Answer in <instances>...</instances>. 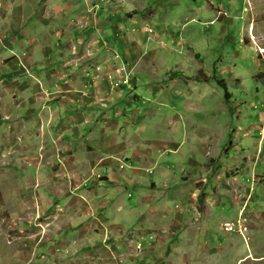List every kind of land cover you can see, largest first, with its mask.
<instances>
[{"label":"rangeland","instance_id":"obj_1","mask_svg":"<svg viewBox=\"0 0 264 264\" xmlns=\"http://www.w3.org/2000/svg\"><path fill=\"white\" fill-rule=\"evenodd\" d=\"M80 1L78 8L85 11L88 24L79 29L83 25L80 19L71 22V37L74 41L80 40V46L93 45L92 33L99 36L102 26L94 25L99 23L98 12H108L115 16L117 23H124L109 30L107 42L109 47L115 46L112 52L114 65L125 67L122 76L123 82L128 83L126 89L120 83L118 71L105 68L104 73L107 89L113 97L119 98L124 105L123 111H129L131 104L141 111L129 118L122 112L121 116H113L111 120H117L127 133L140 129L147 139H152V142L142 143L139 152L135 150L138 155L132 149L125 155L128 145L115 150L121 167L129 163L140 164L143 170L137 168L136 174L142 172V178H145L133 183L121 180L118 186L109 184L110 194L123 195L117 198L115 205H99L104 196L94 199V207L89 202L73 198L58 216L55 212L49 215L40 212L38 216L42 220L38 221L35 214L12 215L10 209H0V219L11 220V223L0 226V264H72L51 262L49 257L62 256L65 261L75 252L77 264H117L119 253L114 251L118 248L113 243L121 245V234L125 232L131 243L130 236L134 234L130 229L134 226H110L113 231L103 226H87L88 238L100 230L107 240L102 243L105 250L99 245L91 246V263L84 259V249L71 246L80 247L78 240L66 247L64 242L67 240L59 242L62 244L58 248L60 254L56 253L55 257L49 256L45 248L34 247V241L30 240L37 239L42 243L50 235L48 226H58L59 221L75 226L96 223L100 219L129 224L133 212L139 210L142 211L138 217L147 225V232L143 231L139 239L141 242L147 239L149 243L145 251L139 253L143 255L141 258L125 256L127 264H264V88L253 81V76L264 72V53L261 54L264 50V0ZM5 5L8 14L11 4ZM92 5L94 12L91 11ZM35 9L39 14L44 8ZM25 11L19 6L13 13L22 15ZM12 23L4 25L7 29L21 25ZM249 28H253L252 33ZM28 39L20 32L10 36L0 30V50L4 52L11 40L24 46ZM2 57L0 115L7 113L1 77L5 65ZM13 57L17 58L15 54ZM127 64L129 67L125 66ZM22 69L23 73L17 79L26 83L32 79L31 74L20 61L18 71ZM133 74L138 81L131 83ZM219 82L225 84L232 96L231 111L225 105ZM115 84L119 87H114ZM43 95L50 99L49 93ZM118 129L115 132L120 137L122 131ZM121 167L119 170L122 171ZM145 169L152 170L153 174L146 176ZM0 178V204L10 203L15 211L22 202L19 198L22 192L17 195L16 190L7 191L12 187L8 173ZM229 187V193L218 194L219 189ZM228 194L240 207L235 215L226 214L227 211L217 213L228 222L236 220V215L240 214L250 219L241 235L225 233L220 226L221 219L215 220L213 216V226H202L211 217L205 206L212 208L214 202L215 206L232 203L225 197ZM207 196L213 199H207ZM98 205L114 209L115 213L101 216L96 209ZM73 206L80 207V213L77 208L72 210ZM33 207L31 204L30 209ZM89 207L93 213L87 214ZM124 209L131 214L125 217ZM151 209L157 212L155 226H150L152 217L149 212L154 211ZM31 220L34 221L32 224L25 222ZM20 223L23 225L19 226ZM38 225L46 230L42 232ZM149 227L154 231H149ZM162 228H166V235L163 230L160 235L155 232ZM187 229L188 235H184ZM93 230L95 233H91ZM171 233L172 241L166 246L163 237ZM181 234L183 236L179 238Z\"/></svg>","mask_w":264,"mask_h":264},{"label":"crops","instance_id":"obj_2","mask_svg":"<svg viewBox=\"0 0 264 264\" xmlns=\"http://www.w3.org/2000/svg\"><path fill=\"white\" fill-rule=\"evenodd\" d=\"M80 2V0L0 1V30L10 36H16L20 32L29 38L28 44L24 46L11 40L12 43L8 42L4 52L0 50V57L4 56L2 59L5 61L1 77L4 84L3 91L6 95L5 109L7 110V113L0 115V176L7 173L11 175L12 187L7 190L9 193L13 190L14 192L16 190L17 195L22 192L19 195L22 202L17 205V210L14 211L10 203L0 204V209H10L12 215L32 216L35 214V216L37 215L36 221L42 220V217L38 216L40 212L44 215L55 212L58 216L61 210L67 208L68 201L73 198L89 202L94 207V199L104 196L98 202L99 205L101 203L115 205L117 198L123 195L110 194L109 184L118 186V182L121 180L133 183L134 181H143L145 178V176L142 178V172L136 174L137 168H141L140 164L131 165L129 163L124 168L121 167L118 159L119 154L115 151L122 145L123 147L128 145L129 148L124 152L125 155H128L130 154L129 149L139 152L145 143L152 142V139H147L140 129H137L138 131L134 129L132 133H127L124 126L119 125L117 120H111L113 116H121L122 112L128 118L135 112H141L134 104H131L129 111L124 112V105L121 104L119 98L113 97L112 92L107 89L105 68L118 71L120 81L124 79L122 75L125 73V67L122 65L119 67L117 63L114 65L115 59H112V52L115 51V46L109 47L110 44L107 42L110 35L109 30L116 28V18L108 12H98L99 23L96 22L94 25L102 26L98 33L99 36L95 32L92 33L93 45L90 47L80 46L82 42L74 41L71 37V22L80 19L83 25L79 29H83L88 24L85 11L78 8ZM7 3L11 4L8 14L5 5ZM19 6H23L26 10L25 14L16 15L13 13V10ZM34 7L44 9L38 14ZM71 14L74 16L72 20ZM6 22H18L21 25L19 27L12 25V29H7L4 25ZM120 53L123 52L120 50ZM12 54H15L17 58H14ZM20 61L25 64L32 75H30L32 79H28L26 83L17 79L23 73V69L18 71ZM125 66L129 67V64ZM153 78L156 79L157 76ZM136 80L133 74L131 83ZM150 81L152 82L151 79ZM87 90L89 92L85 93ZM128 90L131 91V88L128 87ZM44 93H49L50 99L45 98ZM149 118L152 117L149 116ZM118 126H121L120 129ZM117 129L122 131L120 137L115 132ZM137 132H139V136ZM145 138L146 141L143 140ZM134 142L137 145H134ZM132 155L137 157L138 153L137 155L132 153ZM119 167L122 168V171L119 170ZM147 170L145 169L146 176L152 175L147 173ZM17 172L20 173L17 174ZM228 190L230 187L229 189H219L218 194H227L230 192ZM225 197L232 200V203L228 202L226 206L218 203L215 206L214 202L212 208L205 206L206 210H210L211 217H209L208 223L204 222L202 226H213L212 216L215 220L221 219V222H227V218H221L218 215L222 212L227 211L226 214L235 215L240 204H236L230 194ZM52 199L57 201L53 203ZM207 199L213 198L207 196ZM31 204L34 205L32 209H30ZM99 205L96 207L99 215L115 213L114 209L101 208ZM76 208L73 206L72 210ZM151 210L154 211L149 212L152 217L150 226H155L157 212L156 209ZM77 211L80 213V207L77 208ZM91 211L93 213L89 207L87 214ZM141 211L133 212V220L129 224L110 223L108 220L100 219L96 223L75 226L73 223L59 221L58 226H48L50 235L42 243L37 239L30 241H34V247L45 248L49 256L55 257L56 253L60 254L58 248L62 244L59 242L67 240L64 242L66 247L67 244L71 245V242L78 240L81 244L80 247L76 244L71 246L84 249L86 253L83 257L90 261L92 253L90 249L93 248L91 246L99 245L101 250H105L102 243L106 239L104 240V233L100 230H98L99 233H95L93 230L91 233H95V235L88 238L86 236L87 226L91 224L99 228L103 226L110 231H113L110 226H134L130 229L134 236L130 237L137 241L140 240L139 237L143 231L147 232V225L138 217ZM123 214L126 217L131 212L124 209ZM25 222L29 224L34 221ZM150 228L152 227L147 229L153 232L154 230ZM161 230L165 231L166 228L155 232L160 235ZM76 233L78 235H75ZM127 234V232L121 234L123 238L121 245L113 243V246L116 245L118 248H114V251L119 253L117 256L122 259L120 261L117 258V264H127L125 256L135 259L143 256L133 255V249L128 240L129 234ZM183 234L188 235V229ZM165 235L163 243L167 246L172 241L170 238L172 233L170 236ZM147 243L149 240L143 239V251H145ZM76 254L77 252L71 253V256L67 257L68 259L65 261L62 256L58 258L57 255L55 259L49 257V260L77 264ZM84 259L83 262H85Z\"/></svg>","mask_w":264,"mask_h":264},{"label":"bare ground","instance_id":"obj_3","mask_svg":"<svg viewBox=\"0 0 264 264\" xmlns=\"http://www.w3.org/2000/svg\"><path fill=\"white\" fill-rule=\"evenodd\" d=\"M247 2H249V0L247 1ZM94 9H95V7L92 5L91 6V11H93L94 12ZM123 24L124 23H122V22H119V23H116V28L118 27V25H122L123 26ZM248 31H249V33H252L253 32V28H249L248 29ZM264 53V50H261V54H263ZM260 73H263V72H260ZM257 75V74H256ZM254 77V76H253ZM108 82H110V84H112V80H111V78L110 77H108ZM119 83V82H118ZM120 83L122 84V86H124V87H126L127 85H128V83H124L123 82V80H121L120 81ZM114 87H119V84H115L114 85ZM220 87V86H219ZM263 122H264V120H263ZM261 145H262V143H261ZM151 172V173H150ZM147 173H149V174H153V171L152 170H147ZM238 217H237V219L236 220H232L231 222H223L220 226H248L249 224H248V221L250 220V219H248V218H246L245 216H243L242 214H240V215H237ZM9 223H11V220H9ZM30 224H32V223H30ZM23 224L22 223H20V225L19 226H22ZM244 233V232H243ZM242 233V234H243ZM241 235V234H240ZM134 238L133 237H130V240H132L131 241V246H132V249H133V255H137V254H139L141 251H143V245H142V242H141V240H137V241H134L133 240ZM105 241H107V240H105ZM140 245V249L138 250L137 249V245ZM135 253V254H134Z\"/></svg>","mask_w":264,"mask_h":264},{"label":"trees","instance_id":"obj_4","mask_svg":"<svg viewBox=\"0 0 264 264\" xmlns=\"http://www.w3.org/2000/svg\"><path fill=\"white\" fill-rule=\"evenodd\" d=\"M253 81H254V83H256L257 85H260V86H262L263 88H264V72L263 73H258L257 75H255L254 77H253ZM218 85L220 86V88L223 90V92H224V102H225V105H226V107H227V109L229 110V111H231L232 110V106H231V98H232V96H231V94L228 92V89H227V87L225 86V84H223V83H221V82H219L218 83Z\"/></svg>","mask_w":264,"mask_h":264},{"label":"built area","instance_id":"obj_5","mask_svg":"<svg viewBox=\"0 0 264 264\" xmlns=\"http://www.w3.org/2000/svg\"><path fill=\"white\" fill-rule=\"evenodd\" d=\"M151 173V172H150ZM0 226H3L5 223L9 224L8 219H0ZM38 228L44 232L46 228L42 225H38ZM222 229L225 233H236V234H242L246 231V228L244 226H222ZM137 249H140V245H137Z\"/></svg>","mask_w":264,"mask_h":264}]
</instances>
